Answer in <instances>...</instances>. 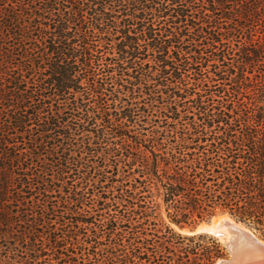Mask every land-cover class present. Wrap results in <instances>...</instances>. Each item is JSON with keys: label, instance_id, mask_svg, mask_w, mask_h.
Masks as SVG:
<instances>
[{"label": "trees", "instance_id": "trees-1", "mask_svg": "<svg viewBox=\"0 0 264 264\" xmlns=\"http://www.w3.org/2000/svg\"><path fill=\"white\" fill-rule=\"evenodd\" d=\"M264 240V0H0V264H216Z\"/></svg>", "mask_w": 264, "mask_h": 264}, {"label": "water", "instance_id": "water-1", "mask_svg": "<svg viewBox=\"0 0 264 264\" xmlns=\"http://www.w3.org/2000/svg\"><path fill=\"white\" fill-rule=\"evenodd\" d=\"M224 225L230 228L229 239L218 231L219 222H207L187 231L188 235L207 234L223 239L228 255L216 264H264V243L257 239L243 223L228 214Z\"/></svg>", "mask_w": 264, "mask_h": 264}, {"label": "rangeland", "instance_id": "rangeland-1", "mask_svg": "<svg viewBox=\"0 0 264 264\" xmlns=\"http://www.w3.org/2000/svg\"><path fill=\"white\" fill-rule=\"evenodd\" d=\"M223 215H225V214H218V215H216V216H214V217H212V218H210V219H208V220H205V221H201V222H199V223H197L196 225H194L193 227H195V226H198V225H203V224H205V223H207V222H210V221H212L213 222V219H215L216 217L217 218H219V217H222ZM193 227H191V228H193ZM174 228V230L176 231V232H178V233H180V234H182V235H188L187 234V231L189 230V229H191V228H184V229H179V228H176V227H173ZM250 230V229H249ZM250 232L257 238V239H259L261 242H263L264 243V240H262V239H260L258 236H256L251 230H250ZM211 236H213V235H211ZM214 238H216L221 244H222V246L225 248V250H226V246H225V243H224V241H222V239H219V238H217L216 236H213ZM226 253H227V250H226ZM227 255H228V253H227Z\"/></svg>", "mask_w": 264, "mask_h": 264}, {"label": "bare ground", "instance_id": "bare-ground-1", "mask_svg": "<svg viewBox=\"0 0 264 264\" xmlns=\"http://www.w3.org/2000/svg\"><path fill=\"white\" fill-rule=\"evenodd\" d=\"M226 220H228L227 216H222L219 218L216 217L215 219H213V222H212V223H214L216 221L219 222L220 226L218 227V231L225 236V238H226L225 240L229 239V236H230V231H229L230 228H228L227 226L224 225V222ZM202 226H204V224ZM222 241H223V239H222Z\"/></svg>", "mask_w": 264, "mask_h": 264}]
</instances>
